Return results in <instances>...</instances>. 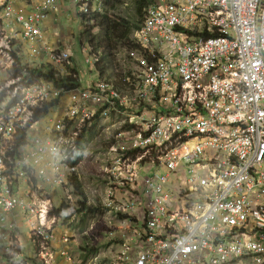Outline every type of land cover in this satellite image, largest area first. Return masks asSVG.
Here are the masks:
<instances>
[{"label": "built area", "instance_id": "obj_1", "mask_svg": "<svg viewBox=\"0 0 264 264\" xmlns=\"http://www.w3.org/2000/svg\"><path fill=\"white\" fill-rule=\"evenodd\" d=\"M74 1L81 20L103 9V0ZM0 7L12 38L47 65L45 77L11 76L0 87V241L6 214L21 208L38 216L30 233L39 264H264V0H153L133 35L137 49L117 51L104 74L85 42L96 79L70 49L44 44L41 24L56 0L30 13L10 0ZM10 52L6 40L0 56L11 73ZM20 132L30 134L26 158L14 153ZM37 165L68 192L65 218L50 227V201L37 211L15 192ZM82 204L102 219L76 230ZM58 242L80 258L53 249Z\"/></svg>", "mask_w": 264, "mask_h": 264}, {"label": "crops", "instance_id": "obj_2", "mask_svg": "<svg viewBox=\"0 0 264 264\" xmlns=\"http://www.w3.org/2000/svg\"><path fill=\"white\" fill-rule=\"evenodd\" d=\"M10 1L15 9L17 8V10H21L24 13H30L33 11V9H35V7L38 4H40L42 0H10ZM70 4L71 6H74L75 10L76 8L78 9V6L74 0H70ZM56 7H57V11L51 12L49 16L46 18V20L41 24V31L43 35L44 44L52 48H59V49L65 48V49H70L72 51L70 46L62 47L61 39L58 38L56 33H54L55 29H60V31L63 30V27L57 24L59 21L57 20L56 16L57 13L62 12V9L64 8V3L62 5H59V7L56 5ZM2 12H3L2 8L0 7V30L2 32V37L0 38V46H5V41L8 40L11 49L10 56L12 57V55L15 54L13 53L15 51L14 48H18V44H19L22 46V50L24 52L23 53L24 60L27 62V66L40 67L42 65H45V62L42 61L45 59L37 61V60H32L30 58L29 48L27 44L20 38L19 34H17L15 38H12L13 35L11 30L10 29L7 30L5 27V23L3 22ZM0 57L7 58L6 56H0ZM7 59L9 60V64L7 63L8 66L3 65V67L1 66L0 67L3 68V71H8L9 73L13 64H11L9 58ZM9 79H7L4 82V80H2V78L0 77V87L2 85L4 86V84ZM43 123H41L40 125L42 126ZM27 136L28 138H30V134L27 133L26 141H27ZM27 144L28 142H26L25 145H23V147L20 150L22 158H26L25 156L29 153L30 147ZM41 167L42 165H37L35 167V177L33 181H29L23 178L18 179L17 186L15 187V192L19 199L25 200L26 202L34 206L37 211L39 210L40 207L45 208V206L48 204V201H50V209L52 212L54 211L53 214L51 212L50 221L47 223V227H50L53 218L56 219L65 218V215H62L58 212L61 209L60 207L63 205V202L66 200L68 192L61 189L60 196L54 193V190H56L59 187H56L52 184V179H51L52 173L50 171L47 172L46 176L39 175V170ZM49 187L51 188V190H48ZM42 211L45 212V210ZM44 212L42 213L43 216H45ZM52 215H58V216H52ZM43 216L42 218H44ZM37 217H38L37 214H30L29 212H26L21 208H17L6 214V222L1 227V233L5 236L6 239L0 241V264H8V258H23V259L25 258L28 264H39V262H37L36 260L38 259L36 252L37 248L34 246L30 233V228H31L30 223L33 221H37ZM73 227L76 230H78L79 228L78 225H74ZM65 232H66L65 229L60 226H57L55 229V233L58 238H60ZM8 246H10L13 249L14 252L13 255L6 254L5 247ZM64 248H67V250L70 251L69 253L75 259L80 258L79 253L75 250V248L72 245H68L66 247L60 245L59 242L53 245V249H55L56 251H59ZM55 259H57L56 264H66V263H62L63 260L60 259L59 257H55Z\"/></svg>", "mask_w": 264, "mask_h": 264}, {"label": "trees", "instance_id": "obj_3", "mask_svg": "<svg viewBox=\"0 0 264 264\" xmlns=\"http://www.w3.org/2000/svg\"><path fill=\"white\" fill-rule=\"evenodd\" d=\"M153 0H103V9L101 12H94L91 16L84 15L82 17L83 28L81 31L82 45L88 43L92 51L101 54V63L97 65V69L101 74H104L109 69L110 63L114 61L115 53L120 50L137 49L133 35L143 21L144 9L152 3ZM128 2L134 9V17L126 18L118 14L121 7L128 5ZM88 23H84L86 21ZM98 29V30H97ZM97 30V31H95ZM136 45V46H135ZM14 57V78L21 77L27 73L29 79H39L45 77L40 69L28 68L22 64L21 58L15 53ZM107 64V67L105 66ZM101 64H104L101 66ZM12 69V70H13ZM27 69V72L24 70ZM11 70V72H12ZM26 75V74H25ZM12 101L10 102V104ZM53 104L46 105L42 110L37 111V118H43ZM26 134L20 132L14 153L22 148L26 143ZM75 191L82 196L81 186L75 184ZM83 210L89 214H93L94 209L87 208L82 204Z\"/></svg>", "mask_w": 264, "mask_h": 264}, {"label": "rangeland", "instance_id": "obj_4", "mask_svg": "<svg viewBox=\"0 0 264 264\" xmlns=\"http://www.w3.org/2000/svg\"><path fill=\"white\" fill-rule=\"evenodd\" d=\"M64 3V8L62 9V12L57 13V20L59 21L57 24L59 26L63 27V30L60 31V29H55L54 33L57 34L58 38L61 39L62 42V47L64 46H70L74 55H75V63L77 66H79L82 70L83 75L92 77L93 79H96V77L94 75L90 74V68L89 66L85 63V59H86V53L83 50V47L85 46L82 45L83 42H81V31L83 28V22L81 20V17L79 16V9L76 8V10L74 9V6H71L70 4V0H56V5L59 7V5H62ZM74 4V3H73ZM75 5V4H74ZM118 14L122 17H126V18H132L134 17V9L132 7V5L130 4V2H128V5H125L123 7H121L118 11ZM68 15V16H67ZM98 30V29H97ZM95 30V31H97ZM2 37V32L0 30V38ZM15 51L13 53H17L22 59V64L24 66L27 65V62L24 60V56H23V50H22V46L18 44V48H14ZM19 50V51H18ZM21 51V52H20ZM23 56V57H22ZM14 59V57H13ZM9 64V60L7 58H3L0 57V66L3 64L4 66H8ZM1 68V67H0ZM31 68H33L34 70L37 69V66H31ZM47 65H42L39 67L40 70L46 69ZM0 77L2 78V80H4V82L9 79V76L11 77L13 73V75H15L14 69L12 70V72L8 73V71H3V68L0 69ZM59 110V107H55L54 108V113L57 112ZM58 118L59 116L56 117V115H53V118ZM94 147H96V145L93 144ZM89 172H95L97 170V168H92L91 165H88L86 167ZM87 177L89 178L87 180V184H90V182L92 181L91 179H93V177L89 174H86ZM61 189L62 188H57L56 190H54V193L58 194V196H60L61 194ZM48 190H51V188L49 187ZM78 208H79V204H78ZM94 209V208H92ZM77 210V209H75ZM72 214L73 211L71 212ZM95 219H102V216L99 214L97 209H94L93 214H89L86 211V213L84 212L83 215H76V222L75 224L78 225V227L80 228H86L88 227V225L92 224L94 222Z\"/></svg>", "mask_w": 264, "mask_h": 264}, {"label": "bare ground", "instance_id": "obj_5", "mask_svg": "<svg viewBox=\"0 0 264 264\" xmlns=\"http://www.w3.org/2000/svg\"><path fill=\"white\" fill-rule=\"evenodd\" d=\"M136 46V45H135ZM44 212V211H43ZM45 213V212H44ZM43 216V215H42ZM44 217V216H43Z\"/></svg>", "mask_w": 264, "mask_h": 264}]
</instances>
